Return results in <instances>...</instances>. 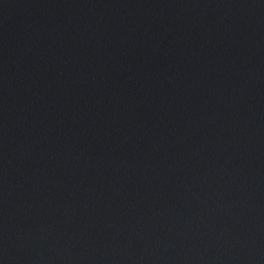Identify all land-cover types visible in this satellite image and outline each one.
<instances>
[{
  "label": "water",
  "instance_id": "water-1",
  "mask_svg": "<svg viewBox=\"0 0 264 264\" xmlns=\"http://www.w3.org/2000/svg\"><path fill=\"white\" fill-rule=\"evenodd\" d=\"M0 264H264V0H0Z\"/></svg>",
  "mask_w": 264,
  "mask_h": 264
}]
</instances>
